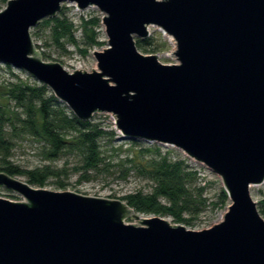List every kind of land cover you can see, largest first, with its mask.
<instances>
[{
  "label": "water",
  "instance_id": "95a60500",
  "mask_svg": "<svg viewBox=\"0 0 264 264\" xmlns=\"http://www.w3.org/2000/svg\"><path fill=\"white\" fill-rule=\"evenodd\" d=\"M102 14L97 70L43 62L30 30L61 4ZM157 27L176 63L143 55ZM0 64L44 85L80 121L109 114L121 140L170 146L216 175L230 202L194 231L139 219L121 200L34 188L0 172V264H264V219L250 188L264 182V0H9Z\"/></svg>",
  "mask_w": 264,
  "mask_h": 264
},
{
  "label": "trees",
  "instance_id": "16d2710c",
  "mask_svg": "<svg viewBox=\"0 0 264 264\" xmlns=\"http://www.w3.org/2000/svg\"><path fill=\"white\" fill-rule=\"evenodd\" d=\"M98 23L97 18L86 20L82 17L80 23L75 25L60 13L38 24L49 28L53 40L59 45L65 41L79 46L75 36L79 32L82 35L81 45L89 49L101 45L96 32ZM135 43L137 47H142L140 40ZM81 52L85 53L86 50ZM114 135V129L106 130L93 122L92 118L88 121L78 120L44 85L35 81L25 82L17 77L14 81L0 83V172L11 177H24L32 187L42 188L48 179L58 177L64 171L49 166L27 169L15 165L10 161L14 139L31 138L40 145V153L46 161L53 162L73 155L78 165L75 170L80 173L78 182H81L108 173L113 167L105 161L100 142L105 138L112 140ZM146 146L139 149V154L146 159L135 161V157L125 158L118 165L126 168L122 179L135 172L149 184L148 191L131 192L121 201L136 214L171 217L174 223L188 224L207 207V199L203 196L205 189L198 184L197 172L184 160H169L167 155L160 153L157 144ZM65 186L58 183L59 189ZM226 200V194L221 191L220 202L224 204ZM259 207L264 215V198L259 202Z\"/></svg>",
  "mask_w": 264,
  "mask_h": 264
},
{
  "label": "rangeland",
  "instance_id": "374dc122",
  "mask_svg": "<svg viewBox=\"0 0 264 264\" xmlns=\"http://www.w3.org/2000/svg\"><path fill=\"white\" fill-rule=\"evenodd\" d=\"M8 1L9 0H0V11L6 7ZM60 13L66 16V18L71 20L75 25L80 23V18L82 17L86 20L97 18L99 23L96 26V32L98 33V41L101 45L87 49L85 46L81 45L82 35L79 32L75 33L76 39L80 44L79 46H72L65 41H61V45H59L53 40L50 29L43 26L40 27L38 24L30 30V34L36 51H38L42 61L46 63H59L67 72L71 73L80 69H84L85 72L97 70L96 61L93 58V51H102L107 47L104 27L101 23L102 14L94 7L80 10L76 8L74 4L70 3L61 4V9L57 14ZM136 40L140 39L135 38V41ZM140 42L142 47H136L141 54L156 55L157 59L162 64L176 63L175 57L171 54L175 49V43L172 44L169 37L159 28L149 26L148 37L140 40ZM83 50H86V52H81ZM12 75H15V77L25 82L34 81L25 73L12 68L8 69L7 66L0 64V83L8 80L14 81L15 77ZM60 103L68 109L64 103ZM92 121L99 123L106 130L114 129V119L109 114H94ZM13 142L14 147L11 150L10 161L15 165L27 169L49 166L57 171H64V173L60 172L58 177H51L48 179L46 185L42 187L44 189L57 192L70 191L84 196L107 200H121L123 196L137 190H142L143 192L148 191L149 184L140 179L135 172H130L125 180L122 179L121 176L124 174L126 168L125 166L120 167L118 165V163L125 158L135 157V161L139 159L142 160L143 158L146 159L144 155L139 154V149L147 147L146 145H148V143L139 141V144H134L133 141L121 140L120 134L116 131L112 140H107V138H105L100 142L105 161L109 162L113 167L110 168L108 173H101L94 176L89 181L81 182H78L80 173L75 170L78 165L73 155L63 156L53 162L46 161L40 153V145L33 142L31 138L19 137L14 139ZM158 147L160 148V153L162 155H167L169 160H184L189 167L197 172L199 178L198 184L205 189L203 195L207 199V207L205 210L197 217L193 218L188 224L180 225H183L189 230L201 231L220 222L228 205H230L228 199L224 204L220 202V193L224 191L220 179L201 164L188 159L180 150L164 145H158ZM16 178L26 182L24 177ZM58 183L65 184V188L59 189ZM250 194L253 201L256 202L260 216L264 219V215L260 211L261 207H259V202L264 198V182L260 185L252 186L250 188ZM0 197L11 201H23L22 197L15 195L1 186ZM138 217L139 219L131 218L126 220V222L139 225L141 218L153 216L138 214ZM164 218L171 224H177L173 222L171 217Z\"/></svg>",
  "mask_w": 264,
  "mask_h": 264
},
{
  "label": "bare ground",
  "instance_id": "6f19581e",
  "mask_svg": "<svg viewBox=\"0 0 264 264\" xmlns=\"http://www.w3.org/2000/svg\"><path fill=\"white\" fill-rule=\"evenodd\" d=\"M168 37H169V36H168ZM169 39L171 40V43L174 44L173 39H172L171 37H169Z\"/></svg>",
  "mask_w": 264,
  "mask_h": 264
}]
</instances>
